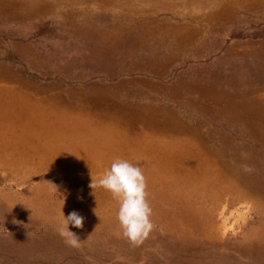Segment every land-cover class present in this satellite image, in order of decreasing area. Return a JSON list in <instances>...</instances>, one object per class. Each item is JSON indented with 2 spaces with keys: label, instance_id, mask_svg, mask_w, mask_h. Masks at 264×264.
Segmentation results:
<instances>
[{
  "label": "rangeland",
  "instance_id": "1",
  "mask_svg": "<svg viewBox=\"0 0 264 264\" xmlns=\"http://www.w3.org/2000/svg\"><path fill=\"white\" fill-rule=\"evenodd\" d=\"M118 158L147 182L138 247L90 194ZM0 264H264V0H0Z\"/></svg>",
  "mask_w": 264,
  "mask_h": 264
},
{
  "label": "clouds",
  "instance_id": "2",
  "mask_svg": "<svg viewBox=\"0 0 264 264\" xmlns=\"http://www.w3.org/2000/svg\"><path fill=\"white\" fill-rule=\"evenodd\" d=\"M243 170L251 172L252 168L244 165ZM89 188L92 189L91 195H95L97 188H103L111 193L112 198L119 205L117 219L123 237L133 247L142 245L155 226L151 220L152 208L147 199V182L141 168L128 160L118 158L112 162L110 169L106 170L99 180L92 178ZM78 199L82 200L83 196ZM93 211L98 215L97 208ZM84 220L85 217L76 210L67 216L63 212V217L56 230L67 246L72 248L81 246L80 237L70 230L69 225L83 229Z\"/></svg>",
  "mask_w": 264,
  "mask_h": 264
},
{
  "label": "crops",
  "instance_id": "3",
  "mask_svg": "<svg viewBox=\"0 0 264 264\" xmlns=\"http://www.w3.org/2000/svg\"><path fill=\"white\" fill-rule=\"evenodd\" d=\"M134 19H136V18H134ZM133 19V23L131 24V25H128L127 27H130L131 29H132V31L133 32H140L141 33V31L143 30V29H148V26L149 25H151V23H150V21H154V20H145V19H143V20H139V19H136V20H134ZM141 22V23H140ZM150 27H153V25L152 26H150ZM168 27V26H167ZM169 29H170V27H168ZM148 33L149 34H153V31H149V29H148ZM195 32H193V31H187L186 29H185V32H183V33H181V35L179 36V34H178V37H180V38H182V37H184V36H188V37H190V39L191 40H193L192 38H194L195 37ZM139 37V36H138ZM166 37H169V35H167ZM169 39H173L172 41L173 42H175V44L177 45V43H178V46L179 47H181V48H183L184 50H186L187 49V47H188V43H187V40H186V42H183V43H181V41H182V39H180V41L178 40V42H177V38H174V37H170V38H168L167 40H166V42L169 40ZM144 40H145V38H144ZM166 42H165V44H166ZM146 43V42H145ZM150 43H146V47L149 45ZM165 44H163V45H158V48H155V49H157V51L159 50V49H163L165 52H166V54H167V51L169 52V50H167V49H169L168 47H166L167 49H165ZM175 45V46H176ZM163 50H159L160 51V53L163 55L164 54V51ZM135 52V54H137L138 53V55H136V59L138 58V57H140L141 59H144V60H146L147 58H151V55L153 54H151L150 55V53L152 52V51H155L153 48H147L146 49V52L148 53V56L146 55V52H144V50H142V49H139V47H136L135 48V50H134ZM187 51V50H186ZM140 52H142V53H145L144 54V56L143 57H141V55H140ZM156 52V51H155ZM154 52V53H155ZM153 56V55H152ZM164 56V55H163ZM139 67V66H138ZM127 80H129V79H127ZM149 80V79H148ZM130 81V80H129ZM146 81H147V79H146ZM131 82H134V81H131ZM190 84H188V86H189ZM200 88H204V83H202L200 86H199ZM148 89H150V90H152L150 87H148ZM197 92L198 93H200L201 95L204 93L203 92V90L202 91H198L197 90ZM172 93V94H171ZM177 93L176 92H168V91H166V93L165 94H163V95H167L168 97H167V99H172V97L174 96V95H176ZM162 96V95H161ZM164 98V97H163ZM137 103V102H136ZM136 105H138V104H136Z\"/></svg>",
  "mask_w": 264,
  "mask_h": 264
}]
</instances>
